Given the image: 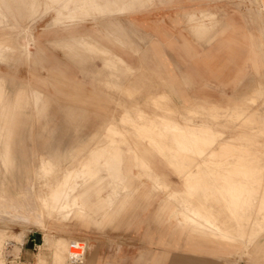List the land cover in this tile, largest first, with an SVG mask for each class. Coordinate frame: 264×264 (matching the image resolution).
<instances>
[{
	"label": "rangeland",
	"instance_id": "374dc122",
	"mask_svg": "<svg viewBox=\"0 0 264 264\" xmlns=\"http://www.w3.org/2000/svg\"><path fill=\"white\" fill-rule=\"evenodd\" d=\"M42 4L36 20L24 7L0 23L7 55L0 76L6 94L20 101L11 125L14 167L0 166L5 264L25 235L34 237L35 252L48 249L53 264H71L73 240L87 245L81 264H216L215 257L221 264L264 263V78L245 96L184 104L171 94L190 83L122 82L137 71L111 73L121 64L109 57L119 51L120 34L101 18L71 25L73 32L63 19L53 21L54 12L41 14ZM94 23L99 29L85 37L104 50L82 48V57H71L68 43L79 44L82 26ZM29 42L32 53L22 60L21 45ZM56 50L76 68V85L62 83L77 91L70 104L49 97L55 83L40 78ZM152 90L163 94L139 97ZM57 154L65 159L60 169L42 170V158ZM23 162L34 177L27 210L2 202L18 188Z\"/></svg>",
	"mask_w": 264,
	"mask_h": 264
},
{
	"label": "crops",
	"instance_id": "0c3cea01",
	"mask_svg": "<svg viewBox=\"0 0 264 264\" xmlns=\"http://www.w3.org/2000/svg\"><path fill=\"white\" fill-rule=\"evenodd\" d=\"M137 1L43 0L41 14L54 12L55 23L63 19L70 26L101 18L106 28L111 27L120 34L119 51L109 52V57L121 64L111 73L128 72L127 69L137 71L135 76L138 77H129L122 82L161 80L190 83L189 89L176 90L171 94L182 97L184 104L199 99L216 101L245 96L243 92L250 84L264 78V0H144V6L128 12L129 7ZM39 3L40 0H0V23H8L9 15L14 16L17 9L24 7L31 12V19L36 20L40 12ZM98 24L83 25L86 34L80 36L79 44L68 43L71 57H82V48L104 50L85 37L89 36L92 27L99 29ZM69 29L75 32L76 26ZM32 40L36 41L35 38ZM29 44L31 42L21 45L22 60H27L32 53ZM44 45L47 44L40 37V47ZM51 55L46 70L39 72L40 78L55 83V89H49V97L66 98V104H70L76 98L77 91L64 90L62 83L71 87L76 85L75 65L63 52L56 50ZM6 56L0 50V59ZM160 94L163 93L152 90L139 97L154 98ZM110 96L114 94L110 93ZM62 104L59 102L56 108L62 107ZM19 106L18 99L12 100L6 94L5 80L0 76V153L3 156L0 166L5 171L14 167L10 157L13 137L11 125L17 119ZM91 151L94 152V148ZM63 160L58 154L42 158L41 168L44 170L55 166L60 169ZM19 167L23 173L18 188L2 202L16 206L23 203V209L27 210L25 195L31 192L34 177L24 162ZM72 168L68 167L67 170ZM33 239L25 235L22 243L15 244L19 249L9 255L7 264H53L48 249L40 253L34 251ZM215 258L218 261L216 264H221L222 260L219 262V258ZM0 264H5L1 256ZM238 264H247V260H238Z\"/></svg>",
	"mask_w": 264,
	"mask_h": 264
},
{
	"label": "built area",
	"instance_id": "2783aa9c",
	"mask_svg": "<svg viewBox=\"0 0 264 264\" xmlns=\"http://www.w3.org/2000/svg\"><path fill=\"white\" fill-rule=\"evenodd\" d=\"M87 252V245L81 240H73L69 247V257L71 264H81L84 262Z\"/></svg>",
	"mask_w": 264,
	"mask_h": 264
},
{
	"label": "bare ground",
	"instance_id": "6f19581e",
	"mask_svg": "<svg viewBox=\"0 0 264 264\" xmlns=\"http://www.w3.org/2000/svg\"><path fill=\"white\" fill-rule=\"evenodd\" d=\"M51 1V0H50ZM214 113V112H213ZM225 114V113H224ZM145 115V114H144ZM143 115V116H144ZM140 116V115H139ZM128 117V116H127ZM130 117V116H129ZM144 118V117H143ZM147 119V118H146ZM263 119V118H262ZM130 121V120H129ZM155 123V122H154ZM167 123V122H166ZM171 123V122H170ZM169 123V124H170ZM170 126V125H169ZM115 128V127H114ZM139 128H141V127H139ZM171 128V127H170ZM193 128V127H192ZM151 129V128H150ZM183 129V128H182ZM191 129V128H190ZM176 130V129H175ZM188 130V129H187ZM110 131H111V129H110ZM115 131V130H114ZM178 131V130H177ZM177 131H175V132H177ZM196 131V130H195ZM203 131H205V130H203ZM202 131V132H203ZM121 132V131H120ZM169 132V131H168ZM174 133V132H173ZM185 132H183V134H184ZM198 133V132H197ZM203 134V133H202ZM181 135V134H180ZM155 136V135H154ZM175 136V135H174ZM176 137V136H175ZM178 137V139H179V137H180V139L179 140H183V139H185V138H188V137H182V136H177ZM115 139V138H114ZM178 140V141H179ZM206 140V139H205ZM185 141V140H184ZM188 141H190V140H188ZM194 141V140H193ZM201 141V140H200ZM209 141V140H208ZM204 142V141H203ZM157 143V142H156ZM190 143V142H189ZM186 144V143H185ZM193 146V145H192ZM195 146V145H194ZM184 147V146H183ZM202 147V146H201ZM180 149V148H179ZM183 149H185V150H187L186 148H183ZM188 149H189V147H188ZM204 149V148H203ZM115 150H117L116 148H115ZM190 150V149H189ZM194 151V150H193ZM203 151V150H202ZM92 152V151H91ZM96 152V151H95ZM98 152V151H97ZM115 152V151H114ZM182 152V151H181ZM184 152H186V151H184ZM94 153V152H93ZM115 155V154H114ZM254 156V155H253ZM230 157V156H229ZM138 163V162H137ZM242 163V162H241ZM252 163V162H251ZM99 164V163H98ZM214 164V163H213ZM243 173V172H242ZM79 174V173H78ZM81 174V173H80ZM234 174V173H233ZM72 175V174H71ZM77 175V174H76ZM120 175V174H119ZM232 175V174H231ZM225 176H226V174H225ZM228 176V175H227ZM199 177V176H198ZM44 180V179H43ZM193 182V181H192ZM188 183V182H187ZM195 183V182H194ZM206 184V183H205ZM56 185V184H55ZM197 185V184H196ZM231 187V186H230ZM36 188V187H35ZM55 191V190H54ZM234 192V191H233ZM58 193V192H57ZM190 193V192H189ZM61 194H62V192H61ZM33 195H34V193H33ZM57 195H59V193L57 194ZM55 196V195H54ZM55 198V197H54ZM57 198V197H56ZM29 199V198H28ZM63 199V198H62ZM65 199V198H64ZM235 199V198H234ZM52 200V199H51ZM67 200H69V199H67ZM240 200V199H239ZM245 200V199H244ZM18 201V200H17ZM19 201H21V200H19ZM54 201V200H53ZM40 202V201H39ZM59 202V201H58ZM63 202V201H62ZM30 204H31V200H30ZM53 204H54V202H53ZM251 204H252V202H251ZM233 205V204H232ZM4 206V205H3ZM16 206V205H15ZM32 206V205H31ZM35 207V206H34ZM239 207V206H238ZM12 208V207H11ZM17 208V207H16ZM48 208V207H47ZM234 208V207H233ZM2 209V208H1ZM46 209V208H45ZM61 209V208H60ZM65 209V208H64ZM187 209V208H186ZM57 210H58V208H57ZM188 210V209H187ZM197 210H198V208H197ZM49 211V210H48ZM54 211V210H53ZM78 211V210H77ZM187 212V211H186ZM195 212V211H194ZM201 212V211H200ZM234 212V211H233ZM197 213V212H196ZM60 215V214H59ZM203 215H204V213H203ZM196 216V215H195ZM42 218V217H41ZM241 220V219H240ZM208 222V221H207ZM44 245V244H43ZM68 253V252H67ZM69 255V254H68ZM67 256V255H66ZM65 258V257H64ZM66 263V262H65Z\"/></svg>",
	"mask_w": 264,
	"mask_h": 264
}]
</instances>
